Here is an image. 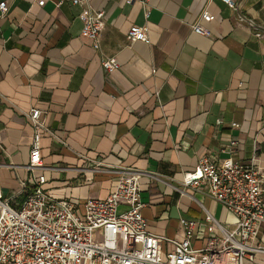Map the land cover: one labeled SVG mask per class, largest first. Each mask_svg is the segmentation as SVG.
Returning <instances> with one entry per match:
<instances>
[{
    "label": "crops",
    "instance_id": "obj_1",
    "mask_svg": "<svg viewBox=\"0 0 264 264\" xmlns=\"http://www.w3.org/2000/svg\"><path fill=\"white\" fill-rule=\"evenodd\" d=\"M1 1V0H0ZM0 8V181L19 204L30 179L35 127L41 109L45 191L71 199L80 214L90 197L105 198L120 170L142 172V211L148 230L182 238V217L199 222L192 237L204 244L207 211L232 227L220 202L183 185L203 155L222 160L238 140L235 158L257 154L264 163V37L240 15L264 26V0H6ZM104 10L101 40L82 35V15ZM201 20L211 34L194 31ZM133 24L148 26L150 41L133 40ZM121 66L105 71L101 59ZM238 125H233V123ZM124 207V206H122ZM217 230V229H215ZM218 232V231H217ZM264 242V235L262 237Z\"/></svg>",
    "mask_w": 264,
    "mask_h": 264
},
{
    "label": "built area",
    "instance_id": "obj_2",
    "mask_svg": "<svg viewBox=\"0 0 264 264\" xmlns=\"http://www.w3.org/2000/svg\"><path fill=\"white\" fill-rule=\"evenodd\" d=\"M221 1L234 7L237 0ZM141 2L148 17L149 0ZM0 8L6 10V0L0 1ZM214 18L205 9L200 21L192 25L194 31L210 35V28L201 20ZM82 19V35L98 44L105 11L88 9ZM240 19L248 21L257 36L264 37V26L245 15ZM128 36L150 41L146 24H133ZM101 63L108 73L121 66L116 56L104 55ZM40 115L41 109L36 107L28 114L35 134L25 165L30 179L22 181L19 191L26 193L23 200L15 204L5 196L0 181V264H264V163L257 154L248 160L235 158L237 139L230 141L228 156L216 160L203 155L196 168L183 177L184 186L210 196L233 213L234 225L228 227L207 211L203 222L208 234L204 244L196 247L192 237L199 221L182 217L185 236L170 239L173 248L165 253L163 237L148 230L142 211V172L131 167L120 170L115 189L105 198H88L83 214L71 199L56 198L45 191L46 175L35 174L41 161V130L46 128Z\"/></svg>",
    "mask_w": 264,
    "mask_h": 264
}]
</instances>
